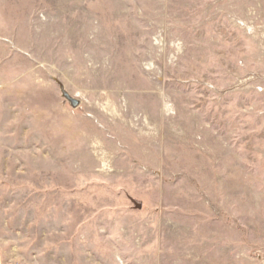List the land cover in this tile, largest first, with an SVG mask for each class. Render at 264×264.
Masks as SVG:
<instances>
[{
	"label": "rangeland",
	"instance_id": "rangeland-1",
	"mask_svg": "<svg viewBox=\"0 0 264 264\" xmlns=\"http://www.w3.org/2000/svg\"><path fill=\"white\" fill-rule=\"evenodd\" d=\"M0 264H264V0H0Z\"/></svg>",
	"mask_w": 264,
	"mask_h": 264
}]
</instances>
